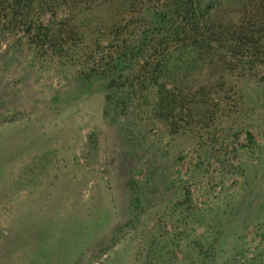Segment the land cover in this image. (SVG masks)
Masks as SVG:
<instances>
[{"label": "rangeland", "instance_id": "obj_1", "mask_svg": "<svg viewBox=\"0 0 264 264\" xmlns=\"http://www.w3.org/2000/svg\"><path fill=\"white\" fill-rule=\"evenodd\" d=\"M65 41L43 55L0 27V264H264V99L237 90L264 86V53L225 64L231 88L212 72L205 116L109 117Z\"/></svg>", "mask_w": 264, "mask_h": 264}, {"label": "trees", "instance_id": "obj_2", "mask_svg": "<svg viewBox=\"0 0 264 264\" xmlns=\"http://www.w3.org/2000/svg\"><path fill=\"white\" fill-rule=\"evenodd\" d=\"M0 10L1 29L15 23L43 55L76 53L68 35L88 48L76 60L80 82L86 90L103 83L109 117L129 100L171 116H205L211 90L232 85L225 64L249 72L264 53V0H0ZM239 83L243 103L264 99V86Z\"/></svg>", "mask_w": 264, "mask_h": 264}]
</instances>
